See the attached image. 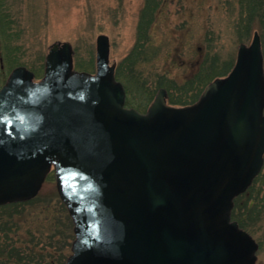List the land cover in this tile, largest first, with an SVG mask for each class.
Instances as JSON below:
<instances>
[{
	"label": "water",
	"instance_id": "95a60500",
	"mask_svg": "<svg viewBox=\"0 0 264 264\" xmlns=\"http://www.w3.org/2000/svg\"><path fill=\"white\" fill-rule=\"evenodd\" d=\"M109 55L101 34L94 75L70 71L67 42L50 49L47 80L13 69L0 89V205L34 198L53 166L76 235L66 264H256L258 243L231 213L264 164L259 33L198 102L171 105L162 88L145 113L125 107Z\"/></svg>",
	"mask_w": 264,
	"mask_h": 264
},
{
	"label": "rangeland",
	"instance_id": "374dc122",
	"mask_svg": "<svg viewBox=\"0 0 264 264\" xmlns=\"http://www.w3.org/2000/svg\"><path fill=\"white\" fill-rule=\"evenodd\" d=\"M4 1L12 16V26L19 34L11 47L18 48V62L35 74V81L43 76L47 55L55 43L71 45L74 70L94 73L97 37L101 34L109 38L110 64L117 68L136 43L140 12L145 4V0ZM161 1L152 25L148 60L137 67L149 87L154 85L158 75L168 77L177 85L185 84L186 78L196 74L202 65L209 66L212 60L216 62L215 69L231 63L232 70L240 44L250 45L255 31L261 36L258 22L251 23L249 32L240 25V0ZM3 53L0 44V71H3ZM2 73L0 88L10 71ZM152 101L143 110L126 105L146 112ZM258 177L253 188L244 193L248 201L243 212L247 223L242 227L260 244L256 264H264V165ZM58 199L56 179L51 171L35 203L21 210L25 214L32 213V227H50V221L44 220L46 214H49L48 219L58 218L56 224L61 235L55 241L60 248L70 237L71 245L63 250L68 259L75 236L67 237L62 231L64 225L59 217ZM50 252L56 254L52 249Z\"/></svg>",
	"mask_w": 264,
	"mask_h": 264
},
{
	"label": "trees",
	"instance_id": "16d2710c",
	"mask_svg": "<svg viewBox=\"0 0 264 264\" xmlns=\"http://www.w3.org/2000/svg\"><path fill=\"white\" fill-rule=\"evenodd\" d=\"M161 3V0H145L138 21L136 43L116 69V77L124 84L127 92V105L129 104L139 110L145 109L161 88L167 91V99L170 104L177 106L193 104L199 99L207 84L216 77L225 76L231 70V63H226L220 70L215 69L216 62L212 60L209 66L202 65L196 74L186 78L185 84L177 85L168 77L158 75L154 85L149 87L147 81L142 78V74L137 71V67L148 60L146 56L147 50L152 44V25ZM240 5V25L243 24L242 27H246L247 32L250 31L251 23L258 22L260 25L264 55V0H240ZM12 25V16L5 1L0 0V44L4 52L3 71H0V79L2 72L8 73L21 66V63L18 62L19 58L16 56L18 48L11 47L19 35ZM136 96H138V100ZM252 188L253 185L250 189ZM244 195L235 200L233 218L237 219L241 226L246 227L247 222L243 212L248 201ZM34 203L35 200L33 199L25 203L0 206V264H64L66 262L67 254L63 250L65 246L71 245L69 236L72 238L75 234L73 221L65 204L58 199L59 217L62 218L64 225L62 231L64 234L67 233L68 236H66L69 237L67 244L59 248L55 241L56 237L61 235L60 227L56 224L58 218L51 217L48 219L46 217L49 214H46L44 220L50 221V227H32V213L25 214L21 210L23 207L26 208ZM51 249L56 254L59 251L58 255L51 253Z\"/></svg>",
	"mask_w": 264,
	"mask_h": 264
},
{
	"label": "flooded vegetation",
	"instance_id": "af4514ba",
	"mask_svg": "<svg viewBox=\"0 0 264 264\" xmlns=\"http://www.w3.org/2000/svg\"><path fill=\"white\" fill-rule=\"evenodd\" d=\"M62 58L59 56L57 59H56V62L57 63H60V60H61ZM54 67H55V69L57 70V67H56V65H54ZM63 69V68H62ZM62 69H59L58 70V78H66V79H70L71 78V76L70 75H66L64 72H63V70ZM53 71H54V69H53ZM71 72H73L74 70H73V66H72V68H71V70H70ZM45 75H43L39 80H38V82L40 81H43L44 79L45 80H47V79H49L48 77H46ZM52 78V77H51ZM248 137H250V139H253L252 137H251V135H249ZM40 169L41 168H44V167H39ZM47 177H48V174L46 175V177H45V180L47 179ZM36 180H37V178H36ZM33 181V180H32ZM30 182V181H29ZM44 183V182H43ZM1 197V196H0ZM232 217H233V213H232ZM233 220L234 221H237L238 222V224H239V226L241 227V225H240V223H239V221L237 220V219H235V218H233ZM253 237V236H252ZM254 238V237H253ZM255 239V238H254ZM257 242V241H256ZM258 243V242H257ZM258 246L260 247V244L258 243Z\"/></svg>",
	"mask_w": 264,
	"mask_h": 264
}]
</instances>
